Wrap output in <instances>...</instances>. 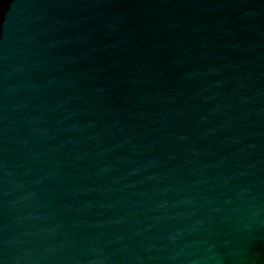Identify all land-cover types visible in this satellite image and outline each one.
Segmentation results:
<instances>
[{
	"label": "water",
	"instance_id": "obj_1",
	"mask_svg": "<svg viewBox=\"0 0 264 264\" xmlns=\"http://www.w3.org/2000/svg\"><path fill=\"white\" fill-rule=\"evenodd\" d=\"M0 264H264V0H0Z\"/></svg>",
	"mask_w": 264,
	"mask_h": 264
}]
</instances>
